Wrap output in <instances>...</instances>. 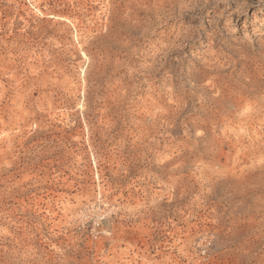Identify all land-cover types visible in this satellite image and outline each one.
<instances>
[{"label": "rangeland", "instance_id": "1", "mask_svg": "<svg viewBox=\"0 0 264 264\" xmlns=\"http://www.w3.org/2000/svg\"><path fill=\"white\" fill-rule=\"evenodd\" d=\"M263 103L264 0H0V264H264Z\"/></svg>", "mask_w": 264, "mask_h": 264}, {"label": "bare ground", "instance_id": "2", "mask_svg": "<svg viewBox=\"0 0 264 264\" xmlns=\"http://www.w3.org/2000/svg\"><path fill=\"white\" fill-rule=\"evenodd\" d=\"M255 94V93H254ZM231 100V99H230ZM264 104V103H263ZM262 107V106H261ZM261 135V134H260ZM260 142V141H259ZM263 144V143H262ZM243 161V160H242ZM243 163V162H242Z\"/></svg>", "mask_w": 264, "mask_h": 264}]
</instances>
